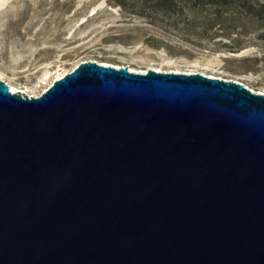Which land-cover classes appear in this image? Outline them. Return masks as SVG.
<instances>
[{"label":"water","instance_id":"95a60500","mask_svg":"<svg viewBox=\"0 0 264 264\" xmlns=\"http://www.w3.org/2000/svg\"><path fill=\"white\" fill-rule=\"evenodd\" d=\"M0 264H264V94L91 61L0 80Z\"/></svg>","mask_w":264,"mask_h":264},{"label":"rangeland","instance_id":"374dc122","mask_svg":"<svg viewBox=\"0 0 264 264\" xmlns=\"http://www.w3.org/2000/svg\"><path fill=\"white\" fill-rule=\"evenodd\" d=\"M122 1L0 0V80L39 96L58 76L91 61L135 73H199L264 94V41L252 24L233 41L225 25L203 34L197 18L204 13L185 9L167 21L146 7L148 0Z\"/></svg>","mask_w":264,"mask_h":264},{"label":"trees","instance_id":"16d2710c","mask_svg":"<svg viewBox=\"0 0 264 264\" xmlns=\"http://www.w3.org/2000/svg\"><path fill=\"white\" fill-rule=\"evenodd\" d=\"M116 1L124 5L122 0ZM145 5L167 21L173 16L184 14L185 9L196 15L204 13L203 17L197 18V23L202 24L203 34L221 31L225 25V29L229 30L226 35L233 41L247 35V32L238 29L248 22L258 31L257 37L264 41V0H148ZM167 23H171L167 24L170 27L176 25L174 22ZM191 23L192 20H188L186 24L191 27Z\"/></svg>","mask_w":264,"mask_h":264},{"label":"bare ground","instance_id":"6f19581e","mask_svg":"<svg viewBox=\"0 0 264 264\" xmlns=\"http://www.w3.org/2000/svg\"><path fill=\"white\" fill-rule=\"evenodd\" d=\"M129 71L132 72L131 70H129ZM60 77H61V76H58L55 80L59 79ZM48 87H49V86H48ZM48 87H47V88H48ZM47 88H46V89H47ZM9 89H10V92H11V93H15V92H17L15 89H13V88H11V87H9ZM46 89H44L43 91H45ZM27 96H29V95H27ZM29 97H31V96H29ZM33 97H34V96H33Z\"/></svg>","mask_w":264,"mask_h":264}]
</instances>
